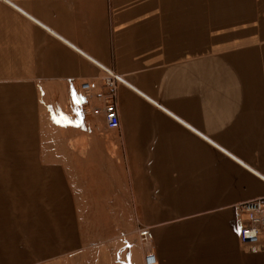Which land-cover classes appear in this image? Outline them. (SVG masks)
Masks as SVG:
<instances>
[{"label":"crops","instance_id":"crops-1","mask_svg":"<svg viewBox=\"0 0 264 264\" xmlns=\"http://www.w3.org/2000/svg\"><path fill=\"white\" fill-rule=\"evenodd\" d=\"M262 179L264 0H0V264H264Z\"/></svg>","mask_w":264,"mask_h":264},{"label":"built area","instance_id":"built-area-1","mask_svg":"<svg viewBox=\"0 0 264 264\" xmlns=\"http://www.w3.org/2000/svg\"><path fill=\"white\" fill-rule=\"evenodd\" d=\"M105 74L102 82L103 91L93 94L88 83L80 84V110L81 114L91 117L102 118L106 130L118 129V116L115 105L116 88L121 84L119 77L108 70L101 69ZM96 105L90 104L91 100ZM264 181V180H263ZM238 214L237 238L241 244L256 243L261 236H264V197L248 200L235 206ZM137 238L140 245L150 240L149 231L145 227L137 228ZM144 264H154V256L145 253Z\"/></svg>","mask_w":264,"mask_h":264},{"label":"rangeland","instance_id":"rangeland-1","mask_svg":"<svg viewBox=\"0 0 264 264\" xmlns=\"http://www.w3.org/2000/svg\"><path fill=\"white\" fill-rule=\"evenodd\" d=\"M104 79V78H103ZM102 82H103V80H102ZM84 83V82H83ZM82 84V83H81ZM103 91V88H102V85H101V91L99 92V93H101ZM99 93H96V94H99ZM115 97H116V95H115ZM79 110H80V100H79ZM80 113H81V110H80ZM82 115V114H81ZM82 116H85V115H82ZM102 119V118H101ZM263 180V179H262ZM264 182V181H263ZM242 203V202H241ZM239 219V218H238ZM139 227H145V228H147V229H149V231H150V228H148V227H146V226H143V225H141L140 223H137V222H134V227H133V229L131 230V232L129 233L131 236H133L136 240H137V243H138V245H140V243H139V240H138V238H137V228H139ZM151 232V231H150ZM125 235H128V234H125ZM151 243V242H150ZM150 243L148 244V246L146 247V249L148 250L147 252H146V249L145 248H143L141 245H140V247L142 248V250L145 252V253H148V252H150L149 251V246H150Z\"/></svg>","mask_w":264,"mask_h":264},{"label":"bare ground","instance_id":"bare-ground-1","mask_svg":"<svg viewBox=\"0 0 264 264\" xmlns=\"http://www.w3.org/2000/svg\"><path fill=\"white\" fill-rule=\"evenodd\" d=\"M148 231H149V229H148ZM149 235H150V240L149 241H147L146 242V244H141V246L143 247V248H145L146 249V247L148 246V244L151 242V239H152V234H151V232L149 231ZM254 244V243H253ZM148 250L146 249V252H147ZM148 253H150V252H148ZM152 254V253H151Z\"/></svg>","mask_w":264,"mask_h":264}]
</instances>
